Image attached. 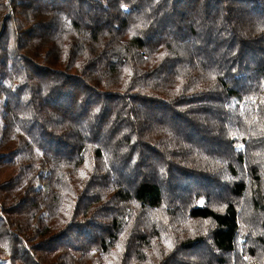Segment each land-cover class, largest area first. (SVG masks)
<instances>
[{
  "label": "trees",
  "instance_id": "16d2710c",
  "mask_svg": "<svg viewBox=\"0 0 264 264\" xmlns=\"http://www.w3.org/2000/svg\"><path fill=\"white\" fill-rule=\"evenodd\" d=\"M0 264H264V0H0Z\"/></svg>",
  "mask_w": 264,
  "mask_h": 264
}]
</instances>
